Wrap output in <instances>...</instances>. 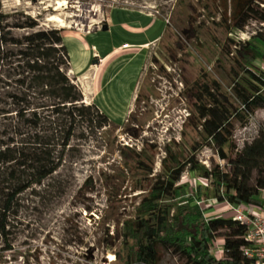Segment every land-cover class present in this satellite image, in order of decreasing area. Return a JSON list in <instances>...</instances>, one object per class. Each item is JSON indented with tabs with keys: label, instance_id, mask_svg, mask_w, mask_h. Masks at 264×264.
<instances>
[{
	"label": "rangeland",
	"instance_id": "374dc122",
	"mask_svg": "<svg viewBox=\"0 0 264 264\" xmlns=\"http://www.w3.org/2000/svg\"><path fill=\"white\" fill-rule=\"evenodd\" d=\"M0 1L5 13L23 12L36 19L42 28L89 31L102 27L116 7L140 9L166 23L161 27L154 22L139 30L138 25L132 28L130 24L116 22L113 28H100L88 37L89 45H110L111 39L118 43L124 38L139 39L145 34L143 31L148 34L165 31L151 47L139 99L127 119L124 101L111 97L110 108L103 111L113 123L93 132L78 128L55 173L41 185H35L34 190L29 188L21 194L19 213L11 218L13 248L1 251L4 243L0 241L3 252L0 264H127L129 248L123 242L120 227L125 219L135 218L153 176L162 172L165 146L171 144L186 158L192 154L193 144L202 137L200 127L196 129L195 118L191 117L195 82L207 74L209 80L221 84L222 92L229 96L234 107L241 106L233 89L234 59L227 50L228 38L246 43L257 30L264 29V22L251 19L244 30L234 29L228 34L219 23L222 9L215 14L213 8L214 3L222 0ZM51 15L61 17L68 25L59 26L57 21L49 20ZM122 15L119 11L113 13L116 18ZM109 30L111 35L107 33ZM27 31L14 28L13 34L20 36ZM61 32L71 61L78 59L80 53L76 54L72 42L64 39L65 31ZM232 49L237 47L233 45ZM255 64L264 68L260 57ZM68 73L73 77L70 68ZM0 96L7 97L4 93ZM5 121L0 116V140L6 138ZM234 122L233 139L241 148L257 136L264 124V107L249 116L246 123ZM134 152H139L143 159L153 160L151 174L137 166ZM196 157L208 167L214 163L226 165L210 146L197 152ZM179 184H187L185 190L191 193L199 184L207 185V180L185 169ZM208 193L213 194V188ZM184 195L180 193L176 199L168 195L166 201L176 203ZM198 201L207 217L225 211L229 214L223 202L212 206L205 197ZM159 252V264H185L184 258L171 250L159 246ZM212 252L221 256L216 249Z\"/></svg>",
	"mask_w": 264,
	"mask_h": 264
},
{
	"label": "trees",
	"instance_id": "16d2710c",
	"mask_svg": "<svg viewBox=\"0 0 264 264\" xmlns=\"http://www.w3.org/2000/svg\"><path fill=\"white\" fill-rule=\"evenodd\" d=\"M213 8L215 14L222 9L219 23L228 34L244 30L251 19L264 22V0H222ZM14 28L28 31L17 36ZM61 31L42 28L23 12L5 13L0 1V93L7 96H0V116L6 120V138L0 140L1 251L13 248L11 218L19 213L21 194L55 173L78 128L93 132L111 123L96 103H85L82 89L68 73L70 55ZM227 50L233 53V89L241 106L234 107L221 84L207 74L195 82L191 117L202 137L186 158L171 144L165 146L162 172L153 176L135 218L125 219L120 227L129 248L127 264H159V246L179 254L185 264H253L242 250L245 225L231 217H207L197 202L205 197L259 203L264 188V124L241 148L233 139L234 121L246 123L264 107V68L255 64L258 57L264 61V29L246 43L229 37ZM205 146L213 147L226 165L199 162L196 154ZM134 153L137 166L151 174L153 160ZM185 169L206 179L207 185L188 193L187 184H179ZM211 188L213 194L208 193ZM180 193L185 194L182 200L166 201V196L176 199ZM219 239L223 254L217 257L212 248Z\"/></svg>",
	"mask_w": 264,
	"mask_h": 264
},
{
	"label": "crops",
	"instance_id": "0c3cea01",
	"mask_svg": "<svg viewBox=\"0 0 264 264\" xmlns=\"http://www.w3.org/2000/svg\"><path fill=\"white\" fill-rule=\"evenodd\" d=\"M117 11L123 12V15L114 17L113 13ZM133 20H138L139 23L134 24L132 23ZM116 22L121 25L130 24L132 28L133 25H138L139 30L140 28L145 29L146 26L154 22L159 23L161 27L165 23L159 17L130 7H116L111 10L106 22L108 24L107 29L113 28V23ZM100 28L97 27L89 31L62 28L65 31V33L63 32L64 39H69L72 42L76 54L80 53L78 59L76 57L75 60L71 61L70 58V73L82 89L84 101L96 103L103 111L110 108L109 99L111 97L114 100L120 99L124 101V113L127 114V119L133 110L144 70L151 59V47L162 38L165 31L162 32L161 29L150 34L143 31L145 34L139 36V39L124 38L118 43L111 39L110 45L109 43L102 45L91 43L92 46L89 45L88 37ZM107 33L111 35L112 30ZM103 112L106 114L105 111Z\"/></svg>",
	"mask_w": 264,
	"mask_h": 264
},
{
	"label": "built area",
	"instance_id": "2783aa9c",
	"mask_svg": "<svg viewBox=\"0 0 264 264\" xmlns=\"http://www.w3.org/2000/svg\"><path fill=\"white\" fill-rule=\"evenodd\" d=\"M205 200L208 201V205L214 206L217 203L214 198ZM222 204L229 211V214H226L225 211L219 216L234 218L246 227V243L242 247L243 254L251 259L253 264H264V188L260 191L259 203L233 204L224 201ZM213 249H216L222 256L223 241L217 240Z\"/></svg>",
	"mask_w": 264,
	"mask_h": 264
},
{
	"label": "bare ground",
	"instance_id": "6f19581e",
	"mask_svg": "<svg viewBox=\"0 0 264 264\" xmlns=\"http://www.w3.org/2000/svg\"><path fill=\"white\" fill-rule=\"evenodd\" d=\"M49 20H54L58 22L59 26H67L68 24L64 21V19H62L61 17L57 16V15H51L49 17Z\"/></svg>",
	"mask_w": 264,
	"mask_h": 264
},
{
	"label": "water",
	"instance_id": "95a60500",
	"mask_svg": "<svg viewBox=\"0 0 264 264\" xmlns=\"http://www.w3.org/2000/svg\"><path fill=\"white\" fill-rule=\"evenodd\" d=\"M101 28L102 29H107L108 28V24L107 23L103 24Z\"/></svg>",
	"mask_w": 264,
	"mask_h": 264
}]
</instances>
